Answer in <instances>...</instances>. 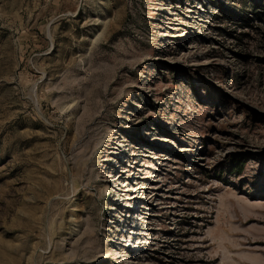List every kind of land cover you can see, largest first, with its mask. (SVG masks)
Returning a JSON list of instances; mask_svg holds the SVG:
<instances>
[{
  "label": "rangeland",
  "instance_id": "obj_1",
  "mask_svg": "<svg viewBox=\"0 0 264 264\" xmlns=\"http://www.w3.org/2000/svg\"><path fill=\"white\" fill-rule=\"evenodd\" d=\"M0 264H264V0H0Z\"/></svg>",
  "mask_w": 264,
  "mask_h": 264
}]
</instances>
